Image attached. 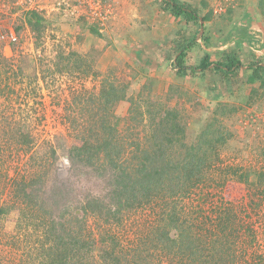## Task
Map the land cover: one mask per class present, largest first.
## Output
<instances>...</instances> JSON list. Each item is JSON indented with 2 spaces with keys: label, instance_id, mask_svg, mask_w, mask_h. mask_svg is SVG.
Here are the masks:
<instances>
[{
  "label": "rangeland",
  "instance_id": "374dc122",
  "mask_svg": "<svg viewBox=\"0 0 264 264\" xmlns=\"http://www.w3.org/2000/svg\"><path fill=\"white\" fill-rule=\"evenodd\" d=\"M129 1L102 0L108 18L100 28L70 14L66 0L61 8L56 0H0V53L16 58L20 81L0 96L1 176L12 177L0 178V264H39L52 220L83 230L94 252L118 236L131 264H183L201 245L203 264H264V68L250 79L246 67H264V0H177L209 15L204 22L175 17L165 0H138L136 8ZM32 13L42 17L35 32ZM70 51L83 61L67 58ZM205 54L243 67L191 70ZM104 80L125 97L102 110L95 95ZM107 116L111 129L101 125ZM88 136L115 140L111 152L127 176L153 186L120 220L106 212L115 208L116 178L104 158L93 153L92 165L69 166L67 149ZM197 161L200 187L187 194L182 182ZM23 172L33 183L20 184ZM87 201L95 214L83 212ZM198 221L213 234L192 226Z\"/></svg>",
  "mask_w": 264,
  "mask_h": 264
},
{
  "label": "trees",
  "instance_id": "16d2710c",
  "mask_svg": "<svg viewBox=\"0 0 264 264\" xmlns=\"http://www.w3.org/2000/svg\"><path fill=\"white\" fill-rule=\"evenodd\" d=\"M165 7L167 10L171 12L172 15L175 17L183 16L186 21L192 20V19H199L200 21L204 22L208 20L209 15H203L200 16L196 13V11L192 8L185 7L182 4H180L177 0H165ZM28 24H30V28L33 32L40 30V28L43 26L42 24V17L38 14L32 13L30 14V18H27ZM60 56H62V52H60ZM67 58L73 57V60H76L77 62L83 61L81 56L74 51H70L68 54H65ZM184 56L183 52H179L175 56L174 63L177 66V71L180 73L183 66V60L182 57ZM16 58H7L2 53H0V96L2 95H8L9 91H11V87L14 86V84L19 83V79L16 78L17 73L14 71V64H16ZM57 66L58 63L54 62ZM18 64V63H17ZM210 65H212L216 70L219 71H226V72H233L236 69L243 67V63L238 60L235 57H228L225 61H211L210 56L208 54H205L203 58L200 60L199 64L197 66L190 67L191 70H205ZM51 67V66H50ZM247 68L252 69V75L250 76V79H254L256 77H260V70H262L264 67L260 66V64H254L250 63L246 66ZM48 71L49 68H48ZM77 71V70H76ZM86 70H84L82 73H85ZM82 73H79L83 75ZM78 74V73H77ZM100 88V94L95 95L96 99L101 102L102 110L103 107L108 108L109 105H112L117 100H120L125 97V90L122 86L115 84L114 82H107L104 80L101 83ZM105 119V123L102 122V127H108V129H111L110 126V119L107 116ZM37 121V120H36ZM12 133V132H10ZM29 136V135H28ZM16 137V136H15ZM93 136H91L92 138ZM16 140L17 138H14V136L11 138L9 137L6 139V143H9L12 140ZM166 141H173L168 135L165 137ZM81 140V139H80ZM30 142V138H29ZM5 143L2 144V147H5ZM116 146L115 140H105V142L101 141V138H97L96 140H91L88 137L83 138L80 145H73L70 148L67 149V158L69 161V166H77V164H81L86 162L88 165H92L96 160L93 157V153L97 155L96 158L102 159L106 161L107 164H109L111 170L113 171V175L115 176L114 184L112 186V196L111 199L113 200V204L115 205V208L111 210L110 208H106V212L111 215L114 219L120 220V216H122V213L125 211H129L130 209L136 208L141 202H143V198H146V194L150 192L153 188L150 183L146 184V181L143 180V178H140V180H135V178H132L131 176H127L129 173V169L123 168L121 165V161L117 160L120 159V155L118 152L115 154H112V148ZM114 151V150H113ZM51 153L54 155L55 151L54 149H51ZM152 153L151 150L148 151V154ZM155 153V152H154ZM118 157V158H117ZM0 163H2L0 161ZM186 179L183 180L182 185H184V188L182 191L187 189V194L197 190L200 186L197 184L199 180H201L202 174H200L201 166H199L198 161L192 166H188ZM4 173V168L0 169V178H3L7 181H9L12 177L8 175L1 176ZM156 175H159L161 171L155 170L154 172ZM32 176L27 178L25 176L24 172L22 174V178H24V181L22 180L20 184L26 185L25 181L33 183ZM126 177H128L131 181V184H129L126 180ZM14 178V177H13ZM37 178V177H36ZM135 180V181H134ZM131 187L130 193L127 192L128 188ZM26 192L25 188L22 190ZM16 195V198L18 197L17 194H19V190L13 191ZM128 193V194H127ZM124 197V198H123ZM14 199L16 201L17 199ZM99 200V199H97ZM174 201V200H173ZM12 202V203H13ZM88 204L82 205L83 212L86 214H92L96 213L94 211L92 204L89 201H87ZM136 204V206H135ZM173 208L172 214H175L176 211ZM94 210V211H93ZM102 212V211H101ZM4 213V207L0 205V214ZM107 215V214H106ZM170 216V217H171ZM201 216V215H197ZM120 217V218H119ZM112 218V219H113ZM204 218L210 219L206 216ZM205 219V220H207ZM50 222L48 229L43 230L42 235L44 240L40 241L39 248L41 252L45 249L47 250L46 253L43 255V258L39 260V264H131L130 262H127L123 257V248L119 245L120 239L118 236H113L110 234V240L112 239V243L110 246H105L104 248L98 249V252H94L95 246L94 242L91 240L92 245L90 244V241L88 240L86 233L82 232L83 230H78L77 232H74L72 229L69 230L66 226H69L66 224V222ZM211 223L214 220H210ZM109 222V221H108ZM202 224L204 225L203 221ZM193 223V224H192ZM192 226H196L199 230L202 229V225L199 224V221L192 222ZM83 227H87L85 223H83ZM89 227V226H88ZM206 231V235L209 236V234H213L212 231L209 229L207 230L205 227H203ZM89 231L90 228H89ZM99 231V230H98ZM107 230L104 229L103 231L100 230V234ZM239 230L238 228H235L232 230V234H234L237 238L242 239V234H238ZM167 237L168 234L166 233ZM201 236V234H199ZM224 236H228L224 232ZM224 237V238H225ZM201 239V238H200ZM211 239V238H210ZM116 240V241H115ZM171 240V239H169ZM217 240V238H216ZM219 240V239H218ZM222 240V239H220ZM172 241V240H171ZM229 243H234V240H227ZM46 245V247H45ZM203 245L194 247L193 249H188L190 251V254L196 255V257H192L188 254V259L183 264H203L201 257L202 255L197 253H200L203 250ZM237 247V246H236ZM43 249V250H42ZM37 251V250H36ZM126 252V251H125ZM38 254V253H37ZM36 254V255H37ZM35 255V256H36Z\"/></svg>",
  "mask_w": 264,
  "mask_h": 264
},
{
  "label": "built area",
  "instance_id": "2783aa9c",
  "mask_svg": "<svg viewBox=\"0 0 264 264\" xmlns=\"http://www.w3.org/2000/svg\"><path fill=\"white\" fill-rule=\"evenodd\" d=\"M63 2L64 0H56L55 8H61ZM66 3L68 4L69 13L76 18L83 17L90 24L97 25L100 28L106 25L108 10L104 7L102 0H72V2L66 0ZM9 37L12 40L16 39L13 34H10Z\"/></svg>",
  "mask_w": 264,
  "mask_h": 264
},
{
  "label": "crops",
  "instance_id": "0c3cea01",
  "mask_svg": "<svg viewBox=\"0 0 264 264\" xmlns=\"http://www.w3.org/2000/svg\"><path fill=\"white\" fill-rule=\"evenodd\" d=\"M138 0H131V1H129L130 3H129V5H131V4H134L133 5V8H136L137 7V5H138V2H137ZM149 2H150V0H148ZM133 2V3H132ZM159 12V11H158ZM148 17V22L147 23H155L156 21H155V18H153V16H151V15H149V14H145V17ZM146 17V18H147ZM133 25H135V23L133 24ZM152 40H154V41H157L156 43H158L159 45H161L162 44V42L161 41H159V39H153L152 38ZM161 40V39H160ZM140 51H142V50H140V48H139V52Z\"/></svg>",
  "mask_w": 264,
  "mask_h": 264
}]
</instances>
